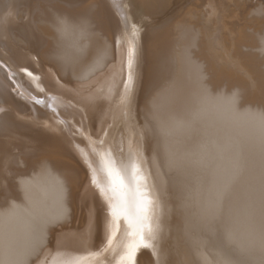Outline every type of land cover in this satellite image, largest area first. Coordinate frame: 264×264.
I'll return each mask as SVG.
<instances>
[{
    "label": "bare ground",
    "instance_id": "bare-ground-1",
    "mask_svg": "<svg viewBox=\"0 0 264 264\" xmlns=\"http://www.w3.org/2000/svg\"><path fill=\"white\" fill-rule=\"evenodd\" d=\"M250 2L0 0V264H145L148 258L166 264L169 173L165 175L159 151L149 147L151 121L140 120L139 112L146 85L154 90L157 82L162 83L158 93L142 110L149 111L148 120H158L156 129L165 135L160 146L169 154L166 163L192 175L187 167L193 153L187 151L207 133L206 168L216 177L206 184L220 196L231 188L230 201H181L175 227L181 247L174 258L193 264L182 245L189 238L199 264H244V255L233 259L220 245L209 252L199 224L208 208H221L218 224L231 247L245 252L247 231L258 246L264 241V113L251 106L239 109L238 94L220 85L228 84L232 67L246 77L256 72L263 80L264 0L247 10ZM20 6L46 16L33 18L31 13L29 23L38 32L29 23L14 22ZM259 97L263 100L264 94ZM133 162L140 170L141 190L152 201L151 235L142 221L130 224L121 216L114 222L109 207L110 198L121 197L111 190L108 170L118 171L134 189ZM77 195L89 202L87 220L82 226H64L68 202ZM132 199L129 191V204ZM140 235L150 240V247L139 246L129 261L128 246L138 243Z\"/></svg>",
    "mask_w": 264,
    "mask_h": 264
},
{
    "label": "rangeland",
    "instance_id": "rangeland-1",
    "mask_svg": "<svg viewBox=\"0 0 264 264\" xmlns=\"http://www.w3.org/2000/svg\"><path fill=\"white\" fill-rule=\"evenodd\" d=\"M84 1V2H83ZM80 0V2L82 3H84L85 4V0ZM251 2V4H249L247 7H246V9L247 10H249V9H251V8H254V7H256L257 6V4H258V1L259 0H250ZM80 4V5H84V4ZM256 5V6H255ZM189 7V5H186V7H184L185 9L186 8H188ZM20 8H22V9H20L21 10V12L19 11V7L16 9L17 10V12L19 11V13L16 15V17H14V19H15V23H17V24H23L24 22V24H26V23H29V21L32 23V17H31V15L33 14V18H35V17H38V18H44L45 19V15H40V14H38V13H36L35 12V15H34V12H33V10H29V8H25V6L24 7H22V6H20ZM24 9V10H23ZM231 9H235V8H231ZM27 12H26V11ZM29 10V11H28ZM229 11H230V9H229ZM16 12V13H17ZM25 12H26V14H25ZM233 12V11H232ZM27 13H29V14H27ZM32 13V14H31ZM239 13V12H238ZM19 15H23L22 16V19H19ZM31 19H28V17ZM40 16V17H39ZM45 16V17H44ZM256 16V17H255ZM24 17H27V18H24ZM249 17H252V19H258V16L256 15V14H252L251 16L249 15ZM16 18H18V19H16ZM40 18V19H41ZM201 23H203L204 22V20H203V17L201 16ZM251 19V18H250ZM17 20H19V21H17ZM25 20V21H24ZM27 20H28V22H27ZM17 21V22H16ZM23 21V22H22ZM203 21V22H202ZM18 22H20V23H18ZM22 22V23H21ZM13 24V26L14 25H17V24ZM31 23H29V24H31ZM205 23V22H204ZM203 23V24H204ZM31 25H33V27H35L36 28V26L34 25V24H31ZM39 26H41L40 24H38ZM94 25V29L95 28H97L96 27V25L95 24H93ZM38 26V27H39ZM34 28V30H35V32H38L39 30H37V28L35 29ZM50 40L51 39H48L47 41H49L50 42ZM201 39L199 38V40L198 41H200ZM15 43H14V45L16 46H18L17 48H20L21 46L18 44V42L17 41H14ZM52 42V41H51ZM50 42V43H51ZM202 43V42H201ZM198 44V43H197ZM196 44V46L194 47H192L191 48V52H192V54L194 53V55H197L198 53L197 52H199V48H198V45ZM44 46H46V45H44ZM259 53H260V51H259ZM233 54V53H232ZM262 55V56H261ZM260 56V61H261V63H264L263 61H264V52H261V54L259 55ZM35 60H36V58H35ZM236 63V62H235ZM243 63V62H242ZM236 65V64H235ZM238 66V65H237ZM236 66V67H237ZM239 67V66H238ZM262 68H263V70H262ZM233 69H235L234 67H232V76L230 77V79H229V81H227V83L228 84H226L225 86H223L224 84H220L221 86H222V88H221V90L223 89V91H225V92H228L229 94H231L230 92H234L236 95H237V100H239L238 102H237V105H238V108L239 109H241V110H245V109H247V107L249 106V108H250V106H251V108L252 109H258V110H260L261 109V111L264 113V99L262 100L259 96H261V93H263L264 94V64H262L261 65V75H262V77H263V80L262 81H260V78H259V74L258 73H256V72H254L255 73V75H254V73H251V71H250V73H248L249 75H250V78L248 79V77H249V75L246 77V75H245V73H244V71L243 70H241V71H243V72H241V71H239V72H236L235 70H233ZM234 72V73H233ZM207 73V72H206ZM209 73V72H208ZM207 73V74H208ZM210 75L212 74L211 72L209 73ZM244 74V75H243ZM239 76V77H238ZM209 77H211V76H209L208 75V77H207V79L209 78ZM241 77V78H240ZM257 77H258V79H257ZM254 78V79H253ZM242 81V83L240 82V80ZM251 79V80H250ZM253 79V80H252ZM208 80H210V78L208 79ZM233 80V81H232ZM238 80V81H237ZM248 80H249V82H248ZM245 81V82H244ZM256 81V82H255ZM239 82V83H238ZM255 82V83H254ZM234 83H235V86H234ZM233 85L232 87H231V85ZM243 84V85H242ZM255 84V85H254ZM26 86L28 85V84H25ZM158 85V86H157ZM162 85V83L159 85V82H157V84L155 85V86H153L154 87V90H153V88H149L147 85H146V88H145V94H144V97H143V103L146 105V103H147V105H149V103H148V101L150 102V101H152L155 97L154 96H156L155 94H157L158 93V90L160 89V87L159 86H161ZM238 85V86H237ZM241 85V86H240ZM257 85V86H256ZM228 86V87H227ZM248 86H250L249 88H248ZM224 87V88H223ZM240 87V88H239ZM246 87V88H245ZM261 87V88H260ZM229 88V89H228ZM230 88H232V90L230 89ZM237 90V92H236V90ZM239 88V89H238ZM253 88V89H252ZM227 89V90H226ZM249 89V90H248ZM251 89V90H250ZM14 90V89H13ZM228 90H230V91H228ZM255 90V91H254ZM13 92H17V88L13 91ZM147 92V93H146ZM240 92V93H239ZM155 93V94H154ZM257 93L259 94V95H257ZM14 94V93H13ZM256 94V95H255ZM15 95V94H14ZM16 96V95H15ZM152 97H154V98H152ZM248 97V98H247ZM251 97H252V100H251ZM255 97H256V99H255ZM151 99V100H150ZM254 100V101H253ZM262 100V101H261ZM143 104V106H145ZM255 104V105H254ZM140 106H141V108H140ZM139 106V112H143L142 114H141V116H142V118L140 119V120H143V118L144 119H147L146 120V122H150L151 123V126H149L150 127V129H154V130H152L153 132H151V134L149 135V139H148V141H149V147H150V149H153V152L155 151V153H158V151H159V155H160V160L161 161H163L162 163H163V168H165L164 169V171H165V175L167 174V176H168V173H169V177H167V178H169V179H167V182H168V185H169V188H168V200L170 201V204H171V210H170V212H169V214H170V218H169V234H168V236H167V238L165 239V241H164V243H163V247H164V249H165V251H166V253H167V260H166V264L168 263V264H176V259H177V253H178V250H179V248L181 247L180 246V242H179V240H178V234H177V230H176V226H177V222H178V220H179V218H178V215H177V213H178V207L180 206V204H181V201H183V199L185 200V201H188L189 199H191V201H194V199L196 200V201H206V200H208V201H210V200H212V201H230V197H231V194L229 195V193H231L230 191H231V188H229L230 190H228V188L225 190L226 191V193L225 194H223L222 196H220V194H218V193H220L219 191H216L215 190V188L214 189H210V187L212 188V185L210 186V187H208V185L206 184L207 183V181L209 182L208 184H212L214 181H213V179L216 177L215 175L216 174H214V173H211V172H208V169L210 168V167H208V162L206 161V159L204 158V156H205V154L207 153V152H209V150H208V148L206 149V147H208V146H210V145H208L209 144V140H210V138H209V140L208 141H206L205 140V138H207V137H209V135L207 134V133H204L201 137H198V140H199V138H200V140H199V142L197 141L196 143H197V145L199 144H201V147L203 148L205 145V150H199V148H201L200 146H199V148L198 147H196L197 145H196V143H194L195 145H193L194 146V149H193V147L191 148V149H189L187 152H191V153H193L194 154V156H192L191 155V157H193V158H189V160H191V161H189L188 162V169H189V171L191 170V171H193V172H191V174L192 175H190V173H188L187 175L185 174V175H182V174H180V173H178V171L175 169V168H171L170 167V165H168L167 163L169 162H171V160H169V154H168V157H166V153L167 152H165L164 151V148L162 147V146H160V145H163V137H165V135H161L162 133V129H159V131H160V133H159V131L156 129V127L158 126L159 127V125H157L158 124V120H156L155 118H152V119H150V120H148L149 118H150V116L148 115L147 117L145 116L146 114H145V112H149V111H147V110H142V108H143V106L142 105H140ZM246 106V107H245ZM256 106V107H255ZM147 107H150V106H147ZM255 107V108H254ZM144 116V117H143ZM155 119V120H154ZM154 121H156V122H154ZM22 122H23V124L26 126V123H25V119H22ZM150 123H147V124H150ZM153 123V124H152ZM31 124V123H30ZM29 124V125H30ZM155 125V126H154ZM30 127H32V124H31V126ZM153 127H155V128H153ZM157 127V128H158ZM36 127H32V129L33 130H36L35 129ZM157 130V131H156ZM22 132H25V133H29V132H27L26 130H24V131H22ZM160 134V135H159ZM205 135H207V136H205ZM161 136V137H160ZM157 137V138H156ZM203 137H204V139H203ZM153 138V139H152ZM157 139V140H156ZM201 139H203V140H201ZM156 140V141H155ZM158 141V142H157ZM159 141H161V142H159ZM155 142H156V144H155ZM207 142V143H206ZM202 143L203 144H205V145H203L202 146ZM156 145V146H155ZM208 145V146H207ZM159 146V147H158ZM162 147V149L160 150V148ZM193 149V150H192ZM195 149H197L196 151H195ZM192 150V151H191ZM152 151V150H151ZM198 151H199V153H198ZM204 151H206L205 153H204ZM162 152V153H161ZM165 152V153H164ZM164 153V154H163ZM191 153H189V154H191ZM204 155H203V154ZM213 154L214 153H216V151H214V152H212ZM197 156H196V155ZM203 156H202V155ZM198 155H199V157H198ZM206 156H207V154H206ZM168 158V159H167ZM196 158V159H195ZM163 159V160H162ZM200 159L202 160V162H204V163H206V164H204L203 166H202V163H199V162H201L200 161ZM216 159V158H215ZM194 160V161H193ZM205 160V161H204ZM166 161H167V163H166ZM195 161H196V163H195ZM193 162V164H195V166H198V167H193V166H191V164L190 163H192ZM165 163V164H164ZM166 164H167V166H166ZM261 163H259V166H261L260 165ZM201 167H200V166ZM166 166V167H165ZM189 166H190V168H189ZM258 166V165H257ZM170 167V168H169ZM208 169H207V168ZM263 168H264V166H262ZM262 167H255L256 169H258V170H260ZM192 168L194 169V170H192ZM197 168H198V170H199V168H201L199 171L197 170ZM262 168V169H263ZM172 169V170H171ZM175 169V170H174ZM206 169H207V171H206ZM171 171V172H170ZM203 171H205L206 173H202ZM197 172H199L198 173V175L196 174ZM200 172H201V174H200ZM172 173H173V175H175V176H173L172 175ZM179 176H178V175ZM193 174H194V176H193ZM214 174V175H213ZM177 175V176H176ZM213 175V176H212ZM183 176H185L184 178H182ZM197 176H198V178L199 177H201L200 179H198L197 178ZM209 176V177H208ZM262 176V175H261ZM171 177V178H170ZM175 177V178H174ZM177 177V178H176ZM188 179H187V178ZM192 179H190V178ZM207 177V178H206ZM213 177V178H212ZM263 177H264V174H263ZM179 178H182L183 180H180ZM206 178V179H205ZM212 178V179H211ZM190 179V180H189ZM205 181H204V180ZM176 180V181H175ZM197 180V181H196ZM203 180V181H202ZM207 180V181H206ZM171 181H173V182H176V183H170ZM182 181H183V183H182ZM188 181V182H187ZM189 181H190V184L192 185V187H190L191 185L189 184ZM197 183L195 186L193 185L194 183ZM213 181V182H212ZM218 181V180H217ZM185 182H187L186 184H184ZM205 183V184H202V183ZM180 183V184H179ZM181 183H182V185H181ZM193 183V184H192ZM200 183V184H199ZM173 186H172V185ZM178 184L179 185V187H174V186H176V185ZM263 184H264V179H263ZM199 185V186H198ZM201 185V186H200ZM207 185V186H206ZM181 186V187H180ZM194 186V187H193ZM204 186V187H203ZM184 189H183V188ZM187 187H189V188H187ZM174 188V189H173ZM193 188H197L196 190L194 189L193 190ZM199 188V189H198ZM203 188H209L208 189V191H206L207 189H203ZM219 188V187H218ZM176 189V190H175ZM181 189V190H180ZM188 189V190H187ZM260 189H262V191H264V189L263 188H260ZM259 189V190H260ZM175 190V191H174ZM191 190V191H190ZM198 190V191H197ZM202 190V191H201ZM204 190V191H203ZM227 190H228V192H227ZM174 191V192H173ZM178 192L179 191V193H177V195H176V193L175 192ZM180 191H181V193H180ZM186 191V192H185ZM196 192V194H195V192ZM184 192H185V194H187V195H185L184 194ZM194 192V193H193ZM205 192V193H204ZM214 192H218V193H215L214 194ZM260 192H261V190H260ZM200 193H201V195H203V196H201L200 195ZM206 193H209V194H211V195H208V194H206ZM180 196H179V195ZM184 194V195H183ZM191 194V195H190ZM227 194V195H226ZM176 195V196H175ZM182 195V196H181ZM193 195H195V197L193 196ZM206 195H208L207 197H205ZM217 195H219L218 196V199H217ZM188 196H189V198H188ZM203 198H201V197ZM209 196H212V197H209ZM230 196V197H229ZM178 199H177V198ZM183 197H186V198H183ZM192 197H194V198H192ZM209 197V198H208ZM214 197V198H213ZM216 197V198H215ZM221 197H222V199H221ZM226 197V198H225ZM179 198H180V200H179ZM202 200H201V199ZM211 198V199H210ZM77 199V200H76ZM210 199V200H209ZM227 199H229V200H227ZM190 201V200H189ZM72 204H71V203ZM70 202H68V205H69V210H68V213H67V218H65V219H67L68 221L66 222V220L64 221L63 220V222H62V225L64 224V226L65 225H70V227H76L75 225L76 224H78L77 226H82L83 224H85V222H86V220H87V209H88V207H89V204L87 205V203H89L88 201H80V198H79V196L77 195L76 197H75V200L72 202V201H70ZM82 202V203H81ZM85 202H87V203H85ZM216 203V202H215ZM83 204V205H82ZM182 205V204H181ZM86 206H88V207H86ZM216 206V205H215ZM209 207H211V205L209 206ZM82 208V209H81ZM215 208H217L218 209V207L216 206ZM85 210V211H84ZM208 212L209 213H211L212 212V214L214 215H212V214H210V215H208L209 213L208 212H206V216H205V219L207 218V220H202L201 222H199V223H201V224H199V229H200V231H202L201 232V235H202V239L203 240H205L204 242L206 243V247L207 246H209L208 248V251L209 252H211V251H214L215 252V250H219L220 249V247H221V250L220 251H222L223 253L225 252V254H227L228 256L230 255V257H239L240 258V255L242 256V255H244V264H264V241H263V243H262V245H260V246H258L256 243H257V240L256 239H254V241L256 242H254L253 240H252V238L251 237H248V235H250L251 236V234L252 233H250V232H246V243H245V245H244V251L245 252H243L242 254L240 253V249H237V248H233V247H231V244L229 243V241H228V237L227 236H225L224 235V233H223V230L220 228V224H218L219 222H220V219L222 218V216H223V214H224V212H221V208H220V211H219V209H218V211H215L214 209H212V208H208ZM72 211V212H71ZM213 211H215V214L216 215H218V213H219V215H218V217L213 213ZM176 212V213H175ZM71 214V215H70ZM221 214V215H220ZM208 216V217H207ZM216 216V217H215ZM209 217H211L210 219H209ZM214 217V218H213ZM80 223V224H79ZM73 224V225H72ZM62 225L61 226H59L60 228L62 227ZM200 225H203L202 227L200 226ZM219 225V226H218ZM258 225V224H257ZM218 226V228H216ZM222 227V226H221ZM60 228H57V229H60ZM260 228V227H259ZM261 230H262V232L264 233V229L263 228H260ZM177 235V236H176ZM204 236H206L205 238H204ZM100 237V236H99ZM263 239H264V236H263ZM209 240V241H208ZM210 241H212V242H210ZM210 243H212V244H210ZM178 244V245H177ZM217 246H216V245ZM184 247H187L188 249H189V251H190V254H191V257H192V259H193V264H199L198 262L200 261V259H199V256H197L198 254H197V251H195V248L193 247V245H192V241H190V239L188 238V239H186L185 240V243L183 242V244H182ZM219 245H220V247H219ZM212 246V247H211ZM215 246V247H214ZM219 247V248H218ZM214 248V249H213ZM210 249H211V251H210ZM148 251V250H147ZM149 252H150V250H149ZM197 254V255H196ZM171 255V256H170ZM175 255V256H174ZM173 256V257H172ZM176 259H175V258ZM233 258V259H234ZM170 259V260H169ZM175 259V260H174ZM169 261V262H168ZM170 261H172L173 263H171ZM174 261H175V263H174ZM181 261V262H180ZM180 261H178L177 262V264H186L183 260H180ZM146 263L145 264H155L154 262H153V260H152V258L151 259H149L148 258V260H146L145 261ZM201 264V263H200Z\"/></svg>",
    "mask_w": 264,
    "mask_h": 264
},
{
    "label": "snow or ice",
    "instance_id": "snow-or-ice-1",
    "mask_svg": "<svg viewBox=\"0 0 264 264\" xmlns=\"http://www.w3.org/2000/svg\"><path fill=\"white\" fill-rule=\"evenodd\" d=\"M134 27V26H133ZM129 67H131V60L129 61ZM31 75V73H29ZM138 166L133 162L131 164L130 175L136 180V187L130 189L129 185L125 182V177L120 175L118 171L110 168L108 170V176L110 178V183L112 185V192L120 193V199L113 201L109 199V207L111 209V214L113 216L114 222L121 216H124L132 224L133 221L136 223L143 222V227L147 229L149 235L152 232V226L150 223V210L152 201L144 191L141 190V177L138 176L139 173ZM102 191H104L102 189ZM131 191L133 193V199L131 204L127 200V195ZM150 247V240L145 241L143 235H140L139 242H133L128 246L127 257L131 261L136 249L139 246Z\"/></svg>",
    "mask_w": 264,
    "mask_h": 264
}]
</instances>
